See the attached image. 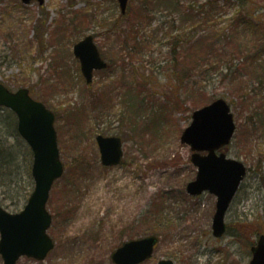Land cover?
<instances>
[{
    "label": "rangeland",
    "instance_id": "374dc122",
    "mask_svg": "<svg viewBox=\"0 0 264 264\" xmlns=\"http://www.w3.org/2000/svg\"><path fill=\"white\" fill-rule=\"evenodd\" d=\"M229 1L220 0L225 7L220 21L227 22L244 9L264 28V0ZM130 5L135 7V0ZM9 11L12 18L18 13L25 26L11 28L9 18L0 26V82L11 91L29 89L34 99L55 113L65 168L48 203L53 216L49 235L55 248L44 261L22 257L17 264H114L111 257L123 244L154 234L159 244L143 264L163 259L176 264H249L251 246L264 235V126L255 117L253 102L264 98L260 95L263 66H258L264 65V51L257 55L253 49L264 39L256 38L255 29L243 25L233 38L227 31L231 38L219 43L222 51L212 63L201 61L192 72L198 86L187 90L179 85V72L169 62L167 40L154 48L153 56L148 51L132 59L118 55L121 49L115 44L119 43L109 33L122 15L118 0H46L43 7L37 2L26 6L20 0H0V20ZM172 18L158 14L154 27L165 24L162 27L167 29ZM46 21L47 34L39 46L34 28ZM88 35L95 37L103 58L113 66L97 72L90 85L73 53ZM10 36L14 41L23 36L34 44L30 51L27 43L14 51ZM240 46L245 50H238ZM199 54L205 58L209 53L205 47ZM199 56L191 57L180 74ZM15 57L25 61L11 64ZM251 90L258 95L252 96ZM217 99L231 106L237 126L224 152L248 171L226 215L228 231L221 238L213 235L212 228L217 198L210 193L192 197L187 192L198 170L191 162V147L181 142L193 113ZM11 114L0 108V143L9 158L5 160L0 152V208L14 214L26 206L35 181L32 150L14 130L15 114L7 123ZM99 135L123 140L120 166L102 165ZM0 264H4L1 255Z\"/></svg>",
    "mask_w": 264,
    "mask_h": 264
},
{
    "label": "water",
    "instance_id": "95a60500",
    "mask_svg": "<svg viewBox=\"0 0 264 264\" xmlns=\"http://www.w3.org/2000/svg\"><path fill=\"white\" fill-rule=\"evenodd\" d=\"M26 6L34 1L44 6L46 0H21ZM130 0H118L120 11L127 13ZM74 56L79 60L87 84H92L94 73L108 68L90 35L74 46ZM0 107L14 112L18 118V132L33 152L32 176L35 188L26 206L19 213H9L0 208V255L4 264H17L22 257L44 261L55 248L48 231L53 217L48 202L54 184L65 172L55 128L56 116L45 104L35 100L30 90H9L0 82ZM230 105L219 99L193 113L191 125L184 131L181 142L193 151L192 163L198 168L196 180L189 183L187 192L193 197L206 192L217 197L213 219V234L222 237L227 230L226 214L246 175V166L219 153L229 146L236 132ZM101 163L104 167L122 164L123 141L119 137L96 138ZM202 153H206L203 155ZM159 242L156 236L132 240L112 255L114 264H142L151 259ZM249 264H264V236L251 248ZM157 264H176L161 260Z\"/></svg>",
    "mask_w": 264,
    "mask_h": 264
},
{
    "label": "trees",
    "instance_id": "16d2710c",
    "mask_svg": "<svg viewBox=\"0 0 264 264\" xmlns=\"http://www.w3.org/2000/svg\"><path fill=\"white\" fill-rule=\"evenodd\" d=\"M229 2L231 4V0ZM135 4V7L134 5H130L126 16L120 15V18L113 22L109 30V33H112L110 35L111 39L113 37L116 39L114 42L119 43L115 44L117 48L121 49L118 55L122 57L128 55L132 59V56L140 55L142 52L148 51L150 55L153 56L154 48L162 45V42L167 40L170 47L169 62L172 63L173 69H175L177 73L179 72L177 74L179 85L184 86L187 90H194L198 86L197 83L194 82L197 78L195 76L196 74L192 72L198 69L201 61L212 63L213 59L222 51L219 43L222 44V42H225L229 37L231 38L232 36L233 38L238 32L241 33L240 28L243 25L247 26V29L250 27L251 31L255 29L254 34L257 35L256 38L261 37L264 39V28H259L258 20H256L255 23L251 20V12L249 11L241 9L227 22L220 21L219 18H221L222 14L220 15L219 13L223 12V8H225L224 6L221 8L219 5L220 0H135ZM224 5L228 6V3ZM17 7L22 9L23 6L19 4ZM16 14H14V18H12L9 11V14H7L8 17H1L0 26L6 23L4 19L9 18V20H11V28L21 27V29H23L25 26L24 20L19 19ZM158 14H166L173 17L167 29L162 27L166 26L165 24L154 27L155 18ZM131 15H133V20L130 19L126 22L120 20L124 18L126 20L127 17ZM46 25L47 21L43 26L34 28L36 29L37 37L35 43L39 44V46L43 43L44 36L47 34V32H45ZM227 31L229 33L231 32V36H228ZM13 33L16 36L17 33L15 31ZM38 36H41V42ZM9 38L10 40L7 42L10 44V49L14 51H20L19 49L24 46L23 44L25 43L29 45L27 49L30 51L31 46L34 44L33 42H25L23 36H20L18 41H14L12 36ZM255 42H258V39ZM11 45H13V47ZM205 47L209 54L204 58L203 56H199L201 55L199 52L203 51ZM222 49H224V47ZM247 49V55L249 57L251 50H249V48ZM253 49H257L256 54L258 55L260 52L264 51V44L261 46L255 45ZM238 50L242 52V50L245 49H242L240 46ZM45 53L46 50L40 53L38 52V55L42 57ZM223 53H225V50ZM194 55L199 57L193 60L194 62L191 63L192 66L190 64V67L188 69L186 68V70H182L183 74H180L181 69L186 66L187 62H190L192 59L191 57ZM126 60L127 59L122 58L120 61L126 63ZM24 61V58L20 59L15 57L11 64L17 62L23 63ZM257 61L258 60L255 62L251 61V65L257 64ZM258 66H263L262 73L264 75V65L260 64ZM112 67V64H110L107 71H110ZM187 83L189 84L188 87L186 85ZM263 84L264 80H261L260 86H263ZM198 89L200 90L201 86H199ZM256 94V90H251L252 96ZM262 94H264V92L260 93V95ZM253 102L256 104V111L259 112H256L255 117L258 123L264 126V98H254ZM9 118H14V114L8 117L7 123ZM8 127L10 128V123ZM14 130L17 131L16 123ZM7 150L8 149H4V145L2 146V143H0V152H2L3 158L9 161L8 155H5L6 152H8Z\"/></svg>",
    "mask_w": 264,
    "mask_h": 264
}]
</instances>
